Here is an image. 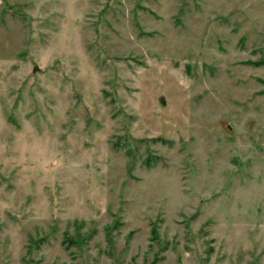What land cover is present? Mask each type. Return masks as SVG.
<instances>
[{"label": "rangeland", "instance_id": "374dc122", "mask_svg": "<svg viewBox=\"0 0 264 264\" xmlns=\"http://www.w3.org/2000/svg\"><path fill=\"white\" fill-rule=\"evenodd\" d=\"M0 264H264V0H0Z\"/></svg>", "mask_w": 264, "mask_h": 264}, {"label": "trees", "instance_id": "16d2710c", "mask_svg": "<svg viewBox=\"0 0 264 264\" xmlns=\"http://www.w3.org/2000/svg\"><path fill=\"white\" fill-rule=\"evenodd\" d=\"M152 233H153L154 235H156V227H155V226H153Z\"/></svg>", "mask_w": 264, "mask_h": 264}, {"label": "water", "instance_id": "95a60500", "mask_svg": "<svg viewBox=\"0 0 264 264\" xmlns=\"http://www.w3.org/2000/svg\"><path fill=\"white\" fill-rule=\"evenodd\" d=\"M38 68L37 67H34V70L33 71H36Z\"/></svg>", "mask_w": 264, "mask_h": 264}]
</instances>
